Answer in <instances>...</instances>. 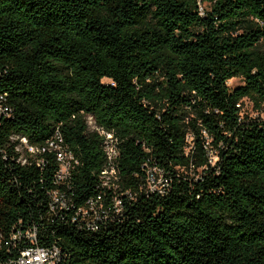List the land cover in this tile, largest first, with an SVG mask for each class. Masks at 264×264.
Listing matches in <instances>:
<instances>
[{"label": "trees", "instance_id": "obj_1", "mask_svg": "<svg viewBox=\"0 0 264 264\" xmlns=\"http://www.w3.org/2000/svg\"><path fill=\"white\" fill-rule=\"evenodd\" d=\"M200 1L0 0V264L30 230L58 264H264V119L240 109L264 112V0ZM89 117L117 139L118 191ZM59 137L68 179L55 152L20 159L16 138Z\"/></svg>", "mask_w": 264, "mask_h": 264}, {"label": "built area", "instance_id": "obj_2", "mask_svg": "<svg viewBox=\"0 0 264 264\" xmlns=\"http://www.w3.org/2000/svg\"><path fill=\"white\" fill-rule=\"evenodd\" d=\"M202 10V9H201ZM89 127H90V121H93L92 117H89ZM94 122V121H93ZM95 123V122H94ZM100 131L98 132L100 135L105 136V151L107 154V159L109 162V168L104 170L102 175L103 185H105L104 177L109 172H114V174L118 177L117 183L119 181L118 171L115 168V159L119 156V148L117 146V139L113 138V135L111 133H107L103 128L99 127ZM91 130V129H90ZM19 139L21 142L20 145L17 147V151L21 153V149H24L23 151L26 152V154L30 157H36L42 153L45 152H55L57 155V158L60 162V170L57 174V180L58 181H64L65 179H68L70 177V168L72 167V162H76L74 160V157L65 151L62 146L60 145L62 143V139L59 137V143L56 144L52 141H49L44 146H33L30 145L26 138H16ZM25 147V148H23ZM22 153H21V160H22ZM25 163L24 161H22ZM159 174V179L161 182L162 188L155 190L150 189V181L152 178L155 177V175ZM147 189L146 192L154 193L158 192L161 195L165 193L166 188L169 186V180L165 178L162 171L158 169L157 167L152 168L148 172L147 175ZM107 187V186H106ZM129 193V192H128ZM64 195L59 194L57 191L53 193V200L54 203H58L60 207L67 208V203L63 199ZM120 204L118 199H115V206H118ZM102 209V207H99ZM90 209L92 212L89 213V211L85 209H80V212L85 214L88 218V224L92 227H97L99 225H102L104 222H106V216L102 219L96 216V212L99 214H105V211H99ZM106 215V214H105ZM93 221V222H92ZM25 238L29 241L30 245L21 249L19 255L15 259H11L4 264H58L61 261V252L59 248L55 245L51 247H44L38 244V237L36 230H30L25 233ZM3 240V234L0 231V245Z\"/></svg>", "mask_w": 264, "mask_h": 264}, {"label": "rangeland", "instance_id": "obj_3", "mask_svg": "<svg viewBox=\"0 0 264 264\" xmlns=\"http://www.w3.org/2000/svg\"><path fill=\"white\" fill-rule=\"evenodd\" d=\"M214 3H215V0H201L200 1V7H201L202 11H210ZM228 85L231 89H234L235 87L244 85V81L242 78H233L228 82ZM240 109H241L242 116H247V117H251V118H258L259 117L261 119H264V112L261 113L260 111H258L255 108L254 102L249 98H244L242 100V103L240 105ZM90 129H91V131H98V132L100 131V128L93 121H90ZM23 148H25V147H23ZM23 150L24 149L20 150L22 155H23L22 161H24L26 163L28 155ZM217 159L218 158L215 157L214 161H216ZM199 171L200 170H198L197 172H191V173L195 176H199ZM117 179H118V177L114 174V172H109L108 174L105 175L104 181H105V185L109 189V192L120 190V186L117 183ZM158 179H159V174L156 173L155 177L152 178V180L150 181V189L158 190V189L162 188L161 182ZM123 194L129 195L130 197H132L130 195V193H128V192H124ZM101 210L102 209L99 208V211H101ZM102 211H105V210H102ZM96 216L103 219L106 215L105 214H99L96 212Z\"/></svg>", "mask_w": 264, "mask_h": 264}]
</instances>
